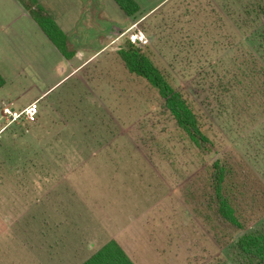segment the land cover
<instances>
[{
	"label": "rangeland",
	"instance_id": "1",
	"mask_svg": "<svg viewBox=\"0 0 264 264\" xmlns=\"http://www.w3.org/2000/svg\"><path fill=\"white\" fill-rule=\"evenodd\" d=\"M110 1L112 20H131ZM256 4L264 0H167L143 9L133 30L56 85L64 60H48L32 79L11 78L5 68L0 264H80L111 239L135 264H252L209 207L207 178L217 157L248 161L254 171L237 173L249 191L241 189L238 206L247 230L264 228V118L218 92L233 36L245 47L259 44L264 15L248 20L246 12ZM90 28L81 16L68 33L72 49L103 44L107 24ZM124 37L146 46L204 115L219 153L193 146L156 91L127 72L117 54ZM32 104L36 115L28 121L23 111Z\"/></svg>",
	"mask_w": 264,
	"mask_h": 264
},
{
	"label": "trees",
	"instance_id": "2",
	"mask_svg": "<svg viewBox=\"0 0 264 264\" xmlns=\"http://www.w3.org/2000/svg\"><path fill=\"white\" fill-rule=\"evenodd\" d=\"M19 1L61 54L67 59L71 58L75 50L70 47L67 35L54 18L39 5L37 0ZM114 1L127 16H132L139 10L136 0ZM246 12L249 16L248 20H260L262 19L260 16L264 15V7L261 4L249 5ZM256 37L259 40L258 46L245 47L233 36V41L225 48V51L231 50L233 53L221 74L219 82L221 88L218 92L220 96L231 97L233 107L240 106L246 110L255 107V112L260 113L264 118V27L257 31ZM146 49L147 47L143 48L136 38L124 37L117 54L128 73L146 81L156 91L163 109L193 146L208 156L219 153V149L208 134L204 115L195 109L182 90L172 84L169 75L153 61ZM4 83L5 80L0 74V87ZM250 166L248 161L244 163L241 159L230 162V157H217L208 168L207 195L210 200L209 207L218 222L232 229L231 238L236 253L249 263L264 264V228L246 229L237 199L238 194H244L241 189L249 192L241 183L242 180L237 173L244 169L254 171ZM80 264L135 263L118 242L111 239Z\"/></svg>",
	"mask_w": 264,
	"mask_h": 264
},
{
	"label": "crops",
	"instance_id": "3",
	"mask_svg": "<svg viewBox=\"0 0 264 264\" xmlns=\"http://www.w3.org/2000/svg\"><path fill=\"white\" fill-rule=\"evenodd\" d=\"M136 1L139 10L134 15L128 16L131 20L121 24L112 20L110 11L114 10V7L110 0H37L39 5L54 18L67 37L68 33L72 31V26L76 25L81 16H84V29H91L90 27L97 26L99 23L107 24V33L103 44L97 48L98 50L78 47L74 55L67 59L44 34L19 0H0V24L5 27L0 33L1 76L6 81L5 68L9 67V72L13 75L11 78L32 79L35 78L33 75L45 70L48 60L60 59L66 62L64 64L66 69L64 76L54 84L56 85L59 81L67 78L85 59L87 60L91 55L101 51L106 45L114 44L118 35L133 30L136 24L133 18L137 13L139 14L144 9L145 15L167 0ZM74 60L76 61L72 62ZM35 64H41V66ZM2 92L3 89L0 93ZM40 93L33 95L37 96ZM7 101L4 100L5 103L11 102V100ZM13 108L11 106V109Z\"/></svg>",
	"mask_w": 264,
	"mask_h": 264
},
{
	"label": "built area",
	"instance_id": "4",
	"mask_svg": "<svg viewBox=\"0 0 264 264\" xmlns=\"http://www.w3.org/2000/svg\"><path fill=\"white\" fill-rule=\"evenodd\" d=\"M22 113H19L17 116H19ZM24 117L26 118V120L28 121H33L35 119V115H36V108L35 106L29 105L25 108V110L23 111Z\"/></svg>",
	"mask_w": 264,
	"mask_h": 264
}]
</instances>
